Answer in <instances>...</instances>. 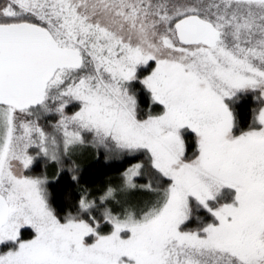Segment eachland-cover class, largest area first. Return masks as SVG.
<instances>
[{
    "label": "snow or ice",
    "instance_id": "1",
    "mask_svg": "<svg viewBox=\"0 0 264 264\" xmlns=\"http://www.w3.org/2000/svg\"><path fill=\"white\" fill-rule=\"evenodd\" d=\"M0 264H264V0H0Z\"/></svg>",
    "mask_w": 264,
    "mask_h": 264
},
{
    "label": "trees",
    "instance_id": "2",
    "mask_svg": "<svg viewBox=\"0 0 264 264\" xmlns=\"http://www.w3.org/2000/svg\"><path fill=\"white\" fill-rule=\"evenodd\" d=\"M81 165L84 169L81 182L96 184L101 182L105 176L113 175L122 167L126 166V162H105L102 158L97 161L94 156L89 154V156L81 159Z\"/></svg>",
    "mask_w": 264,
    "mask_h": 264
},
{
    "label": "rangeland",
    "instance_id": "3",
    "mask_svg": "<svg viewBox=\"0 0 264 264\" xmlns=\"http://www.w3.org/2000/svg\"><path fill=\"white\" fill-rule=\"evenodd\" d=\"M87 156H89V154H85V156H84V157H87ZM84 157H83V158H84Z\"/></svg>",
    "mask_w": 264,
    "mask_h": 264
}]
</instances>
